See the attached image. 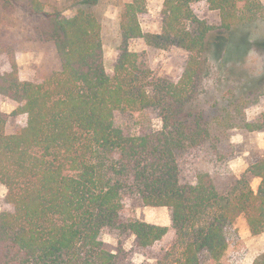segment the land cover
<instances>
[{"label":"trees","instance_id":"obj_1","mask_svg":"<svg viewBox=\"0 0 264 264\" xmlns=\"http://www.w3.org/2000/svg\"><path fill=\"white\" fill-rule=\"evenodd\" d=\"M199 1L219 12V25L196 15ZM73 2L75 13L65 17L46 10L44 0H0V25L14 8L36 17L32 39L53 44L60 62L39 81L23 80L15 49L0 38V97L17 103L13 115L26 116L9 130L10 115L0 111V183L8 205L0 212V264H134L128 251L102 240L104 229L133 235V249L154 252L155 264H225L237 217L244 216L251 235L264 231V153L240 175L218 156L216 144L237 126V110L206 114L208 55L219 39L207 35L264 22V2L164 0L160 31L144 34L146 0H125L111 73L98 0ZM140 37L187 52L177 79L156 76L143 52L129 49ZM240 100L242 110L252 103ZM242 110V126L263 130L264 117L247 121ZM146 112L160 118V128L119 123ZM202 161L211 167L196 168ZM252 178H259L256 190ZM128 197L166 206L170 227L124 218ZM170 230L171 242L154 251ZM252 264H264V250Z\"/></svg>","mask_w":264,"mask_h":264},{"label":"rangeland","instance_id":"obj_2","mask_svg":"<svg viewBox=\"0 0 264 264\" xmlns=\"http://www.w3.org/2000/svg\"><path fill=\"white\" fill-rule=\"evenodd\" d=\"M74 0H44L48 11H59L69 17L75 13ZM125 0H98L95 7L101 20V41L103 48V62L106 70L111 73L117 55L119 42V7ZM164 0H146V11L140 15L139 22L144 34L158 33L162 21V5ZM264 2V0H261ZM196 15L210 24L219 25L220 15L217 10L210 9L202 2L193 4ZM37 18L30 16L18 8H14L4 24L0 25V38L10 43L15 49L16 62L20 78L23 80L39 81L50 72L60 68L59 58L53 44L38 43L32 39L31 27ZM218 37V41L215 38ZM210 42L216 41V50L212 46L208 55V76L205 80V89L202 95L206 114L209 117L219 113L221 108L232 114L237 110V126L229 131L228 138L216 144L218 156L225 159L229 169L236 175L243 173L249 165L257 162L263 156L264 149L253 145L250 138L260 135L263 130L249 131L240 123L242 110L240 98L251 100L252 103L243 109V116L247 121L261 115L264 117V22L246 28L226 31L215 29L207 35ZM215 43V42H214ZM132 51L143 52L144 58L156 76L177 79L186 65L188 54L176 46L160 48L151 45L144 37L132 39L129 43ZM0 59V67L5 68ZM17 103L8 97H0V111L9 114L8 129L13 130L17 124L26 122L25 115H13ZM138 121L146 122L154 129L161 126L160 118L151 112L133 119L119 118V123L132 127ZM224 119L222 123H229ZM209 150V149H206ZM245 154V152H247ZM212 154V153H210ZM196 168L211 167L202 161L195 164ZM193 169H196L192 167ZM259 180L251 179L254 190ZM6 188L0 183V212L7 208L4 202ZM124 218H132L153 224L163 225L170 218L166 206L143 205L136 198H126L122 210ZM171 225V221H170ZM170 225L168 227H170ZM165 226V225H163ZM237 238L232 240L226 251L225 264H252L254 258L264 250V231L259 235H251L243 215L235 221ZM102 240L110 247L120 245L130 253L134 264H155L152 253L143 254L133 249L134 236L121 234L104 229L101 232ZM172 231L163 237L154 251L162 245L171 242Z\"/></svg>","mask_w":264,"mask_h":264},{"label":"crops","instance_id":"obj_3","mask_svg":"<svg viewBox=\"0 0 264 264\" xmlns=\"http://www.w3.org/2000/svg\"><path fill=\"white\" fill-rule=\"evenodd\" d=\"M258 134H260V135H255V141H253L254 139H252V138H250V142H251V144H253V145H257L258 147H260V148H263L264 149V131H261L260 133H258ZM248 153V151L247 152H245V154H247ZM258 180H259V178H257ZM255 180H256V178H255ZM163 225H165V226H169L170 225V218L168 219V221L166 222V223H164Z\"/></svg>","mask_w":264,"mask_h":264}]
</instances>
